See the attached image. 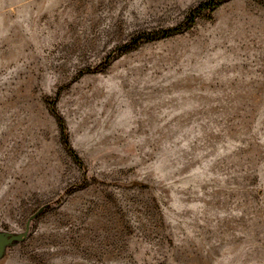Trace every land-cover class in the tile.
<instances>
[{
  "label": "rangeland",
  "instance_id": "374dc122",
  "mask_svg": "<svg viewBox=\"0 0 264 264\" xmlns=\"http://www.w3.org/2000/svg\"><path fill=\"white\" fill-rule=\"evenodd\" d=\"M205 1L0 0V264H264V0Z\"/></svg>",
  "mask_w": 264,
  "mask_h": 264
},
{
  "label": "trees",
  "instance_id": "16d2710c",
  "mask_svg": "<svg viewBox=\"0 0 264 264\" xmlns=\"http://www.w3.org/2000/svg\"><path fill=\"white\" fill-rule=\"evenodd\" d=\"M225 1H227V0H208V1L202 2L198 6L194 7L191 10V13L192 14L193 13L199 14L205 10H208L210 12V15H211V13L217 7H219L222 3H224ZM177 31H179V28L168 29V30H166L165 35H167V36L172 35L173 33H176ZM157 37L158 36H156L155 38H157ZM51 111L55 115V117L57 118V120L59 122L61 138H62L64 144L66 145V147L68 148L69 153L74 158V160H76L80 164H83L79 155L77 154V152L74 150V148L72 147V145L70 143L69 134H68V127L66 125L65 119L62 117V115L57 110L55 100L51 102Z\"/></svg>",
  "mask_w": 264,
  "mask_h": 264
},
{
  "label": "water",
  "instance_id": "95a60500",
  "mask_svg": "<svg viewBox=\"0 0 264 264\" xmlns=\"http://www.w3.org/2000/svg\"><path fill=\"white\" fill-rule=\"evenodd\" d=\"M19 238L18 237H10V238H5V237H0V246L3 245V244H9V243H12L16 240H18Z\"/></svg>",
  "mask_w": 264,
  "mask_h": 264
}]
</instances>
